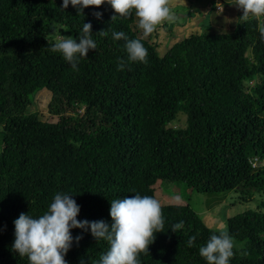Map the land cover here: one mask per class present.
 Masks as SVG:
<instances>
[{"label":"trees","instance_id":"16d2710c","mask_svg":"<svg viewBox=\"0 0 264 264\" xmlns=\"http://www.w3.org/2000/svg\"><path fill=\"white\" fill-rule=\"evenodd\" d=\"M113 15L107 3L78 15L62 0H0V264H29L12 250L14 220L21 213L38 218L56 193L72 196L79 221L111 225L110 201L154 197L156 181L207 195L238 191L240 201L254 202L226 221L235 242L229 264H264V38L257 18L238 19L228 33L208 26L160 57L132 32L134 12ZM84 23L96 48L77 57L75 71L50 47L62 34L57 26L78 41ZM101 30L108 35H97ZM113 31L140 39L147 62H128L126 42ZM40 89L49 93L55 122L26 110ZM162 211L164 230L140 254L141 264H207L199 248L219 233L188 206ZM180 221L184 227L173 233ZM72 236L67 264H99L109 250L90 229H72Z\"/></svg>","mask_w":264,"mask_h":264},{"label":"clouds","instance_id":"9594fccd","mask_svg":"<svg viewBox=\"0 0 264 264\" xmlns=\"http://www.w3.org/2000/svg\"><path fill=\"white\" fill-rule=\"evenodd\" d=\"M105 3L114 10L111 21H115L117 15L128 17L134 12L144 37L151 35L162 23L176 18L171 0H62V7L67 9L71 4L80 15L86 8H100ZM221 3L217 2L215 8L223 10ZM234 5L242 10L243 15L239 18L244 21L250 16L264 17V0H235ZM93 15L97 19L102 17L100 12H94ZM91 29V23H84L78 41L72 36L58 34L50 50L59 52L72 69L78 71L77 57H87L89 50L96 48ZM260 32L264 38V26ZM97 35L107 36L108 32L101 30ZM112 36L115 40L123 39L126 42L128 62H147L148 52L140 39H129L122 31H113ZM124 66L125 60L120 59L118 70H123ZM110 205L111 225L103 220L79 221L80 206L72 196L56 193L47 211L38 218L21 213L14 220L12 250L22 258L26 257L29 264H67L65 256L73 245L72 229H90L96 240L104 239L110 245L106 254L101 255L99 264H141L140 254H149V247L156 235L164 230L161 203L152 196L136 194L112 200ZM183 227L184 222L180 221L172 226L171 231L175 233ZM81 239V236H77L75 242L78 244ZM195 240V236L190 237L188 246L191 247ZM234 248V239L225 227L218 235H211L206 246L199 248V255L207 264H229L230 258L234 256ZM243 254L247 255L246 252Z\"/></svg>","mask_w":264,"mask_h":264},{"label":"rangeland","instance_id":"374dc122","mask_svg":"<svg viewBox=\"0 0 264 264\" xmlns=\"http://www.w3.org/2000/svg\"><path fill=\"white\" fill-rule=\"evenodd\" d=\"M221 2L223 10L214 11L216 0H183L182 3L172 7L175 20L162 23L148 37H144L140 29L136 30L137 21L132 25V29L141 39L149 44L152 43L156 47L158 56L161 57L176 42L190 34L203 33L208 26L211 31L220 33L232 31L243 12L237 5H234L235 0H221ZM257 20L259 28L264 26L262 17ZM60 29L62 35L70 36L64 28L56 27L57 31ZM57 35L58 33L54 39ZM49 97V93L44 89L38 90L26 110L36 112L41 121L55 122L56 115L48 109ZM152 188L154 198L159 200L162 206H188L207 228L217 233L226 227V221L229 218L255 207L254 202L240 201L238 191L207 195L196 193L183 183L161 181H156Z\"/></svg>","mask_w":264,"mask_h":264},{"label":"crops","instance_id":"0c3cea01","mask_svg":"<svg viewBox=\"0 0 264 264\" xmlns=\"http://www.w3.org/2000/svg\"><path fill=\"white\" fill-rule=\"evenodd\" d=\"M171 2H172V7L175 5H178L179 3H182L183 2V0H171ZM217 2L218 3H220L221 2V0L219 1V0H217ZM137 21V18L135 17V15H134V19H133V23H132V25L135 23ZM132 25H131V30H132V32L138 37V38H141V37H139L135 32H134V30L132 29ZM139 28H138V26L136 27V30H138Z\"/></svg>","mask_w":264,"mask_h":264},{"label":"built area","instance_id":"2783aa9c","mask_svg":"<svg viewBox=\"0 0 264 264\" xmlns=\"http://www.w3.org/2000/svg\"><path fill=\"white\" fill-rule=\"evenodd\" d=\"M216 10H218L217 8H215Z\"/></svg>","mask_w":264,"mask_h":264},{"label":"water","instance_id":"95a60500","mask_svg":"<svg viewBox=\"0 0 264 264\" xmlns=\"http://www.w3.org/2000/svg\"><path fill=\"white\" fill-rule=\"evenodd\" d=\"M231 8H232V6H231Z\"/></svg>","mask_w":264,"mask_h":264}]
</instances>
